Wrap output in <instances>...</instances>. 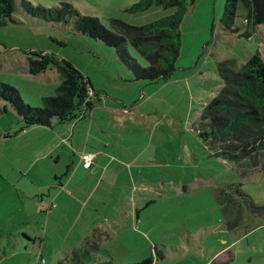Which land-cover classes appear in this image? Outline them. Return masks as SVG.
Listing matches in <instances>:
<instances>
[{"label": "rangeland", "instance_id": "obj_1", "mask_svg": "<svg viewBox=\"0 0 264 264\" xmlns=\"http://www.w3.org/2000/svg\"><path fill=\"white\" fill-rule=\"evenodd\" d=\"M24 2L31 4L36 13L39 8L59 9L67 4L79 16L97 18L103 25L109 19H119L135 27L172 15L173 10L153 8L131 14L126 10L136 0H16V11L0 27V84L17 89L25 105L41 107L42 99L54 96L61 82L54 68L39 75L28 73L27 54L42 52L69 62L89 79L99 101L108 97V102L118 99L128 107L137 105L134 112L156 113L152 114V123L162 116L145 154L148 164L143 175L147 179H143L141 188L153 191L147 194V199L154 202L149 207L153 208L150 213L156 210L173 214L163 225L172 233L165 243L168 247L173 245L172 248L182 247L184 255L191 254V239H203L208 245H215L222 236L212 231L203 236L191 235V226L201 220L198 213L204 210L205 227L209 223L215 225V216L220 228L233 225L225 235L229 244L237 240L232 251L236 258L229 264H264V166L249 171L217 157L214 150L204 147L196 132L200 113L218 90L219 80L212 75V71L216 73V63L234 59L242 65L256 53L264 61V24L252 31L239 4L232 24L238 31L232 32L225 28V0H193L180 25V53L175 72L167 81L151 83L135 81L112 47L79 33L75 16L69 17L68 23L46 21L28 13ZM245 32L251 36L244 35ZM130 56L144 67V61L132 49ZM5 106L7 112L3 113ZM20 126L22 120L17 113L0 100L1 164L9 157L6 145L10 144L4 140L3 132L15 133ZM195 179L208 183H193ZM214 193L216 198L212 200ZM8 210L6 207L5 212ZM29 210L27 203L24 211ZM194 214L197 215L193 220ZM1 230L0 258L4 259L0 264H41L35 248L28 245L25 251L27 242L21 240L22 231H13L8 222L0 224ZM156 238L157 234L149 236ZM149 248L150 258L154 260L152 242ZM156 251L163 249L156 247Z\"/></svg>", "mask_w": 264, "mask_h": 264}, {"label": "crops", "instance_id": "obj_2", "mask_svg": "<svg viewBox=\"0 0 264 264\" xmlns=\"http://www.w3.org/2000/svg\"><path fill=\"white\" fill-rule=\"evenodd\" d=\"M121 102L101 98L83 119L3 132L10 144L9 157L0 163V224L22 231L25 251L35 248L41 264H139L152 256L150 242L152 264H229L237 240L229 244L225 235L233 225L222 229L215 216V225L205 227L204 210L191 235L212 231L223 237L215 245L191 239V254L184 255L180 245L165 243L172 233L163 225L173 214L150 213L154 202L147 194L153 191L141 188L147 179L145 154L163 118L152 123L156 113L134 112L137 105ZM81 154L93 155L90 169L82 166ZM210 198L215 200V193ZM27 203L30 210L24 211ZM153 234L157 238L149 239Z\"/></svg>", "mask_w": 264, "mask_h": 264}, {"label": "trees", "instance_id": "obj_3", "mask_svg": "<svg viewBox=\"0 0 264 264\" xmlns=\"http://www.w3.org/2000/svg\"><path fill=\"white\" fill-rule=\"evenodd\" d=\"M16 0H0V27L16 11ZM193 0H136L127 9L131 14L147 12L153 8L172 9V15L148 25L135 27L119 19H109L106 25L97 18L79 16L70 5L59 9H38L28 2L25 10L33 16L50 21L68 23L75 16L76 30L112 47L119 59L131 70L135 81H167L176 70L180 53V25ZM246 13V23L252 31L264 24V0H225L226 27L232 32L237 6ZM244 35L250 37L247 32ZM132 49L145 63L140 67L131 58ZM54 68L60 84L55 95L42 99V105L32 108L25 105L17 89L0 84V100L7 103L21 118L22 128L31 126L51 127L53 122L65 123L83 119L99 101L89 79L65 60L42 52L27 54V70L39 75ZM216 73L219 88L205 104L198 117L197 136L216 153L233 164L249 171L264 166V61L258 53L239 65L234 59L218 61ZM92 91V94L90 92ZM5 106L2 112L7 111ZM229 202V200L227 199ZM146 259L139 264H152ZM111 264V263H107Z\"/></svg>", "mask_w": 264, "mask_h": 264}, {"label": "built area", "instance_id": "obj_4", "mask_svg": "<svg viewBox=\"0 0 264 264\" xmlns=\"http://www.w3.org/2000/svg\"><path fill=\"white\" fill-rule=\"evenodd\" d=\"M93 159L94 157L91 154H81L80 156V161L85 169H90L92 167Z\"/></svg>", "mask_w": 264, "mask_h": 264}, {"label": "water", "instance_id": "obj_5", "mask_svg": "<svg viewBox=\"0 0 264 264\" xmlns=\"http://www.w3.org/2000/svg\"><path fill=\"white\" fill-rule=\"evenodd\" d=\"M91 92H92V91H91ZM91 92H90V93H91Z\"/></svg>", "mask_w": 264, "mask_h": 264}]
</instances>
